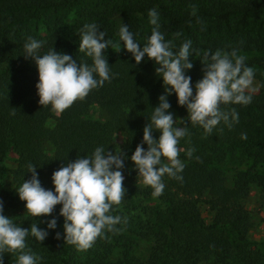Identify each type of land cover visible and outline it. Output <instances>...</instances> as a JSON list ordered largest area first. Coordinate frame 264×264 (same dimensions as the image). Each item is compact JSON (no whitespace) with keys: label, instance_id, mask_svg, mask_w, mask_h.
Returning <instances> with one entry per match:
<instances>
[{"label":"trees","instance_id":"16d2710c","mask_svg":"<svg viewBox=\"0 0 264 264\" xmlns=\"http://www.w3.org/2000/svg\"><path fill=\"white\" fill-rule=\"evenodd\" d=\"M69 4L78 5L77 16L67 30L62 24L57 28L54 7ZM150 9L158 13L159 30L165 40L171 41L173 51L191 40L190 51L195 49L201 54L204 50L236 49L238 55H251L252 59L244 63L257 67L255 77L260 88L252 93L247 105H221L225 110L234 107L239 114L238 123L231 128L220 123L211 134H205L198 125L183 121L188 135L178 142V158L184 163L179 173L182 180L164 175L161 195L153 196L152 189L136 176L131 162L124 160V196L109 214L136 205L150 212L154 238L145 259L133 257L124 236L110 231H104L81 251L63 242L62 237L56 239L54 232H60L62 222L57 215L59 205L54 206L50 216L32 218L24 211V202L11 204L27 223L35 220L43 225L56 216L58 229L48 231L43 241L26 238V250L40 257L39 264H257L262 257L261 250L246 240L249 216L238 200L254 184L260 189L259 198L264 204V174L255 171L257 166L264 167V0H114L102 8L98 4L81 5V0H0V180L8 173L17 187L21 180L30 177L27 167L31 164L36 166L41 185L48 189L52 187L50 175L54 170L77 156L89 155L97 146H104L107 151L120 150L125 157L131 154L163 89L151 60L142 59L135 64L122 42L118 51L114 45L118 42L120 22L127 24L134 39L143 44L153 27L148 22ZM38 18L46 27L44 36L34 29L33 21ZM85 23H95L105 33L112 48H105L103 53L114 76L60 114H54L50 107L37 103L36 68L30 58L23 56L22 45L30 36L43 42L41 53L52 47L90 64L91 59L77 48ZM189 59L193 66L186 74L191 83L202 73L199 57L193 52ZM167 101L169 109L186 117L174 94L167 96ZM90 105L98 106L107 119L87 117L85 110ZM49 119H53L50 128L46 126ZM116 132L124 137L120 145L113 140ZM242 133L246 139H241ZM152 135L155 138L159 133L153 131ZM45 144L52 147V153L46 152ZM189 147L193 149L191 157L185 155ZM8 151L16 156L15 166L9 171L4 166ZM226 157L241 158L247 166L234 175L230 187L224 184L223 171L213 165ZM204 196L208 197L202 200ZM201 201L213 212L209 224L204 223L198 210ZM226 229L236 234V243L229 241ZM14 260L15 254L0 253V264H14Z\"/></svg>","mask_w":264,"mask_h":264},{"label":"clouds","instance_id":"9594fccd","mask_svg":"<svg viewBox=\"0 0 264 264\" xmlns=\"http://www.w3.org/2000/svg\"><path fill=\"white\" fill-rule=\"evenodd\" d=\"M151 33L144 43H138L127 24L118 29L115 51L122 46L131 55L135 64L142 59L151 60L154 74L159 78L163 92L157 97L158 103L144 127L139 143L127 157L118 152L107 151L104 146L95 147L89 155L77 156L71 162L62 163L50 175L51 188H44L29 164L30 177L21 180L14 189L18 200L23 201L24 211L32 218L50 216L54 206L59 205L57 215L62 218V232H54L56 239L75 245L78 249H88L104 231H118L114 226L121 223L119 215L109 214L113 205H118L123 196L122 181L124 160L131 162L141 182L152 189L153 196H159L164 189L162 177L182 180L179 173L184 163L178 158V142L188 135L187 124L198 125L205 134H211L220 123L231 128L238 123L236 109H222L221 105H247L258 86L253 85V68L244 63L245 57L231 51L192 49L191 40L182 42L173 51L171 41H167L159 30L158 13L148 11ZM42 41L27 37L23 43V56L34 62L37 80L34 85L37 103L48 106L60 114L77 99H83L90 90L103 86L114 73L111 72L103 50L109 47L105 33L98 30L95 23H85L79 32L77 48L91 63L78 62L68 54L54 51L51 47L41 53ZM199 57L201 77L191 82L186 73L192 68L189 59L192 53ZM175 96L177 106H183L184 118H173L168 111L167 96ZM187 120V124L183 121ZM182 125V126H181ZM153 131L159 135L153 137ZM115 136V135H114ZM241 134V139H246ZM145 145L146 147H142ZM189 147L185 155L191 157ZM126 222V221H125ZM43 228L34 222L30 227H21L11 217L3 214L0 201V253L15 254L14 264H39L40 257L26 250V238L43 241L49 230L57 227L56 216L47 219Z\"/></svg>","mask_w":264,"mask_h":264},{"label":"rangeland","instance_id":"374dc122","mask_svg":"<svg viewBox=\"0 0 264 264\" xmlns=\"http://www.w3.org/2000/svg\"><path fill=\"white\" fill-rule=\"evenodd\" d=\"M114 0H81V5H87L88 7L93 6L94 4H98L99 8H102L103 6H108L112 4ZM120 0H118L119 2ZM193 3L195 0H192ZM198 2H201L202 0H197ZM57 8V12H54L53 14L57 16V28L62 25H66L67 28L69 25L72 24L73 20L76 18L77 13L79 11L78 5L75 4H69L66 7H59L55 6L54 9ZM32 22V21H31ZM33 26L37 34L44 36L46 32V27L44 26L41 19H35L33 21ZM117 42L115 43V45ZM107 48V47H106ZM108 48H112V46L109 45ZM115 48V47H114ZM245 57L244 61H249L252 59L251 55L241 54ZM254 71V79H253V85L258 86V89L254 92L257 93L260 84L258 80L255 77V72H257V67H252ZM168 111H171L173 113V118H182L174 109H168ZM54 113V112H53ZM55 114V113H54ZM85 115L93 120L98 121H105L107 119L105 113L101 111L98 106L96 105H90L85 110ZM53 125V119H49L46 122L47 127H52ZM115 135V136H114ZM113 140L114 143L117 145L122 144L123 142V134L122 133H114ZM45 150L48 153H52V147L48 144H45ZM215 152H219V149H215ZM15 159L16 156L13 154V152L8 151L4 158V166L6 170H10L12 167L15 166ZM214 160V159H213ZM232 159L231 157H226L224 161H221L219 164H215L213 162L214 167H217L218 169H221L224 173V179H225V185L227 187L231 186V182L234 178V175L238 171H243L247 168L246 163L243 159ZM255 171L260 174H264V167L257 166L255 167ZM15 185L11 181L10 175L7 173L4 178L0 180V201L3 202V214L11 217L14 223L20 225L21 227H30V225L33 222L27 223L20 211L13 210L10 205L15 204L16 202H23L18 200L16 194H15ZM208 196L202 197V200L207 199ZM260 189L254 185L250 184L247 189V193L244 198L239 199V204L243 207V209L246 210L248 216H249V223L250 227L246 233V240L252 244V247L257 248L261 250L262 257L260 261L257 262V264H264V204L260 201ZM145 202H143L144 204ZM115 209V208H114ZM198 210L200 212V215L204 221V223L209 224L211 222V218L213 215V212L210 211L208 205L201 201L198 203ZM112 215H119L121 217V223H118L114 227L119 229L118 231H110L111 233H115L117 235L124 236L125 242L130 247V252L133 257H137L139 259H145L149 253L151 248V242L153 240V222L151 219V214L145 208L141 205H136L133 209H127L122 210L118 209L117 213ZM126 221V222H125ZM38 227L43 228L45 226V223L43 225L38 224ZM57 228V227H56ZM58 229V228H57ZM60 232L62 229H59ZM51 233V230H49ZM225 235L229 239V241L234 244L237 242V236L236 234L231 231L230 229H226ZM33 237L29 236L27 237L28 240H33ZM25 245H28V243L25 241ZM77 249V247H76ZM79 250V249H78ZM81 251V249H80ZM116 255V252H113V257ZM112 258V254L110 256Z\"/></svg>","mask_w":264,"mask_h":264}]
</instances>
